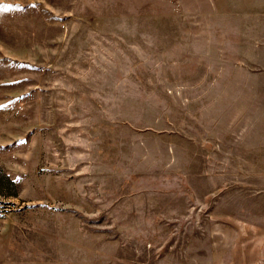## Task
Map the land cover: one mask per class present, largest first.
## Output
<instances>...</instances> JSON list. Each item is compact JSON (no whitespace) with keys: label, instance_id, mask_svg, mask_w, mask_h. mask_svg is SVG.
I'll use <instances>...</instances> for the list:
<instances>
[{"label":"rangeland","instance_id":"1","mask_svg":"<svg viewBox=\"0 0 264 264\" xmlns=\"http://www.w3.org/2000/svg\"><path fill=\"white\" fill-rule=\"evenodd\" d=\"M0 264H264V0H0Z\"/></svg>","mask_w":264,"mask_h":264}]
</instances>
